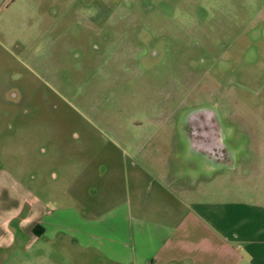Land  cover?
Listing matches in <instances>:
<instances>
[{
	"label": "rangeland",
	"instance_id": "1",
	"mask_svg": "<svg viewBox=\"0 0 264 264\" xmlns=\"http://www.w3.org/2000/svg\"><path fill=\"white\" fill-rule=\"evenodd\" d=\"M209 110L227 187L264 203V0H0V170L61 228L32 242L16 229L0 264H113L79 247L77 213L121 205L146 177L138 151L161 149L163 168ZM239 251L192 260L251 264Z\"/></svg>",
	"mask_w": 264,
	"mask_h": 264
},
{
	"label": "crops",
	"instance_id": "2",
	"mask_svg": "<svg viewBox=\"0 0 264 264\" xmlns=\"http://www.w3.org/2000/svg\"><path fill=\"white\" fill-rule=\"evenodd\" d=\"M160 152L138 151L145 161L142 157L132 164L133 175L137 169L146 177L136 183L128 180L127 199L121 205L95 219L77 213L79 247L96 251L113 264H193L204 249L224 260L240 259L243 249L251 264H264V203L243 201L235 181L227 187L221 165H208L201 150L191 144L187 148L175 142L166 151L169 161L157 169L154 161ZM195 173L196 181L202 177L205 182L202 188L195 186ZM51 216L31 192L0 170V251L12 246L16 229L31 242L37 237L36 226L41 228L36 235L54 236L61 228ZM13 221L18 223L11 226ZM195 229L204 234L202 242L213 243L212 249L192 241Z\"/></svg>",
	"mask_w": 264,
	"mask_h": 264
},
{
	"label": "flooded vegetation",
	"instance_id": "3",
	"mask_svg": "<svg viewBox=\"0 0 264 264\" xmlns=\"http://www.w3.org/2000/svg\"><path fill=\"white\" fill-rule=\"evenodd\" d=\"M223 133L218 126L217 117L209 110L192 118L185 137L191 146L201 150L208 165H222L230 160L228 150L219 141Z\"/></svg>",
	"mask_w": 264,
	"mask_h": 264
},
{
	"label": "trees",
	"instance_id": "4",
	"mask_svg": "<svg viewBox=\"0 0 264 264\" xmlns=\"http://www.w3.org/2000/svg\"><path fill=\"white\" fill-rule=\"evenodd\" d=\"M41 228L39 226H36L34 229H33V233L36 235V233L40 230ZM38 236V235H36Z\"/></svg>",
	"mask_w": 264,
	"mask_h": 264
},
{
	"label": "water",
	"instance_id": "5",
	"mask_svg": "<svg viewBox=\"0 0 264 264\" xmlns=\"http://www.w3.org/2000/svg\"><path fill=\"white\" fill-rule=\"evenodd\" d=\"M219 141L221 142V138L219 139Z\"/></svg>",
	"mask_w": 264,
	"mask_h": 264
}]
</instances>
